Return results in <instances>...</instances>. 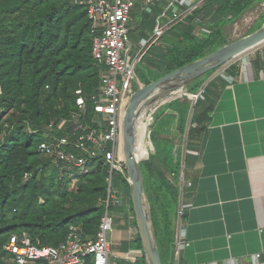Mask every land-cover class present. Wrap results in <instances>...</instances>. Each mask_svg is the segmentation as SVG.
<instances>
[{
  "label": "trees",
  "instance_id": "1",
  "mask_svg": "<svg viewBox=\"0 0 264 264\" xmlns=\"http://www.w3.org/2000/svg\"><path fill=\"white\" fill-rule=\"evenodd\" d=\"M87 1L0 0V264L11 263L13 256L5 247L13 235H28L42 247L58 248L66 242L73 226L80 229L85 242L94 240L106 212L110 215L120 204L111 202L107 207L109 190L117 198L122 190L130 193L125 175L111 173L102 157L90 159L88 153L68 147V153L89 159L87 168L80 171L55 163L39 151V146L51 139L70 137L75 141L78 135L98 128L92 97L102 89L106 66L92 55L96 35L92 33L88 8L81 4ZM256 2L263 4L264 0H210L189 18L188 26L174 30L183 32L178 42L149 50L143 61L149 78L152 73L157 75L152 81L158 80L231 43L225 37V25L237 21ZM207 18L212 32L198 36L195 28ZM261 18L264 13L259 24ZM141 20V27L147 22L149 30L154 26V16L143 14ZM206 79L187 85L186 93H196ZM78 90L86 99L83 113L76 105ZM183 99L163 107L147 133L148 145L147 128H139L136 136L145 194L163 264H174L175 215L171 210L176 208L179 192L167 175L177 174L180 163L174 162L159 125L163 114L170 112L175 116L179 135L185 133L190 104ZM212 110V106H204V101L198 103L189 148L194 141L203 139ZM75 124L81 127L76 133ZM122 168L125 172V163ZM129 206L135 216L131 199ZM134 223L137 227L135 218ZM133 248L143 251L138 234ZM166 258L173 261L166 262ZM84 264H94L92 257L86 256ZM139 264H147L145 255Z\"/></svg>",
  "mask_w": 264,
  "mask_h": 264
},
{
  "label": "crops",
  "instance_id": "2",
  "mask_svg": "<svg viewBox=\"0 0 264 264\" xmlns=\"http://www.w3.org/2000/svg\"><path fill=\"white\" fill-rule=\"evenodd\" d=\"M132 17L130 36L137 45L150 37L154 26L149 30L147 22L141 27L143 14L138 9ZM174 32L152 47L178 42L183 32ZM196 34L201 36V32ZM221 69L223 76L212 78L206 90L204 106L213 108L207 131L190 148L199 156L186 159L185 176L193 186L186 195L181 226L179 199L171 210L174 245L180 226L184 231L181 264H264V44ZM174 118L170 112L163 114L159 125L172 156L182 143ZM181 154L179 150V158ZM179 172L180 167L176 181ZM117 199L120 204L110 214L109 264H131V259L139 264L145 254L133 248L138 230L129 206L130 193L122 190ZM171 260L166 258V262Z\"/></svg>",
  "mask_w": 264,
  "mask_h": 264
},
{
  "label": "built area",
  "instance_id": "3",
  "mask_svg": "<svg viewBox=\"0 0 264 264\" xmlns=\"http://www.w3.org/2000/svg\"><path fill=\"white\" fill-rule=\"evenodd\" d=\"M209 1L88 0L85 3L81 2L88 8L89 18L93 24L92 33L96 35L93 40L92 55L94 59L106 66V71L102 77V89L99 95L92 97L94 111L99 118L96 122L98 128L90 130L86 135H78L75 141H72L70 137L51 139L50 142L42 143L39 146V151L45 157L53 158L55 163L62 162L70 168L83 171L87 168L89 159L78 158L75 154L68 153L67 148L73 146L75 149L88 153L90 159L102 157L105 164L109 166L111 173L118 171L126 177V171L124 172L122 168V163H124L122 152L123 119L130 98L139 88L136 70L141 67L144 56L152 46L160 42L167 32H172L173 29L180 26H188L189 18L203 9ZM137 9L142 14L154 16L155 23L150 37L141 39L137 45H134L130 35L133 22L132 15ZM157 10H160V13L154 15ZM200 23L201 25L195 29V32H201V35H209L212 32L210 18L200 21ZM221 68L212 72L196 93H186L180 89L181 94L171 100L184 97L183 100L190 104L182 143L173 154L174 162L180 163L179 177L177 181L175 180V173L169 174L168 177L179 192L178 222L180 226L187 209L186 195L193 186L192 182L185 176L186 159L189 155L199 156V153L191 151L189 148V132L196 127V124L193 123V116L198 103L206 99V90L210 80L216 76H223ZM76 95V105L79 111L83 113L86 108V99L82 90H78ZM149 121L152 120L149 118ZM80 129L81 127L75 124L73 132H79ZM179 150L182 152L181 158H179ZM108 182L111 186V178L108 179ZM111 202L119 203L109 190L106 201L107 207ZM180 226L174 245V264H179V254L183 248L184 231L180 230ZM112 232L110 215L107 211L102 218L99 232L92 241L85 242L80 229L72 226L69 228L66 242L58 248L42 247L39 243H34L28 235H13L6 245L5 251L13 256L10 264H84L86 256L92 257L94 264H109L110 243L108 236ZM129 261L134 264V259Z\"/></svg>",
  "mask_w": 264,
  "mask_h": 264
},
{
  "label": "water",
  "instance_id": "4",
  "mask_svg": "<svg viewBox=\"0 0 264 264\" xmlns=\"http://www.w3.org/2000/svg\"><path fill=\"white\" fill-rule=\"evenodd\" d=\"M264 44V25L258 31L229 43L216 52L165 75L145 87H139L128 102L123 119L122 152L126 166V179L137 224L139 239L147 264H163L155 239L144 182L137 159L136 124L146 106L218 70Z\"/></svg>",
  "mask_w": 264,
  "mask_h": 264
},
{
  "label": "rangeland",
  "instance_id": "5",
  "mask_svg": "<svg viewBox=\"0 0 264 264\" xmlns=\"http://www.w3.org/2000/svg\"><path fill=\"white\" fill-rule=\"evenodd\" d=\"M264 13V4L260 3H252L248 9L245 11V13L235 22L225 25L223 31L225 32V37L228 42H235L239 39H242L243 37L247 36L248 33H254L258 31V27H260V24H263L264 18H261V22L259 24V17ZM258 20V21H257ZM259 25V26H258ZM262 25V27H263ZM261 27V28H262ZM176 29V28H175ZM173 29L172 32L175 30ZM168 33V32H167ZM249 33V34H250ZM147 59V54L144 56L143 61ZM157 75L150 73V78L147 75L145 64L143 63L141 67L137 68L136 70V78L139 87H143L146 85V82H151L154 78H156ZM208 75L200 78V79H206ZM157 81V80H155ZM153 82V81H152ZM180 90L175 91L176 93H170L167 96L171 97H178L177 92ZM176 99V98H174ZM173 98H170L168 102L164 100L156 101L153 104H150L149 106H146V109L141 114L140 118L138 119V122L136 124V136L138 134L139 128H142L141 125L145 126V144L147 143V133L149 132L150 125H152L155 120L160 115V112L163 111V107L167 105V103L171 102ZM149 118L152 121H149ZM147 126V127H146ZM150 150L148 157L145 158V161L149 158ZM144 161V160H143ZM115 196V195H114Z\"/></svg>",
  "mask_w": 264,
  "mask_h": 264
},
{
  "label": "bare ground",
  "instance_id": "6",
  "mask_svg": "<svg viewBox=\"0 0 264 264\" xmlns=\"http://www.w3.org/2000/svg\"><path fill=\"white\" fill-rule=\"evenodd\" d=\"M263 3H264V2H263ZM136 146H137V159L140 161V159H139V150H138L137 142H136Z\"/></svg>",
  "mask_w": 264,
  "mask_h": 264
}]
</instances>
